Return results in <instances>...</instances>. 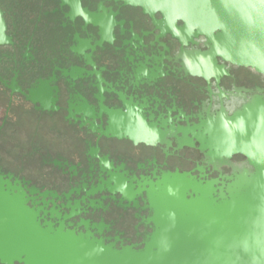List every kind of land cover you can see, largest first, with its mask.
<instances>
[{
	"label": "flooded vegetation",
	"instance_id": "1",
	"mask_svg": "<svg viewBox=\"0 0 264 264\" xmlns=\"http://www.w3.org/2000/svg\"><path fill=\"white\" fill-rule=\"evenodd\" d=\"M0 11V189H20L41 224L141 248L152 226L137 193L165 173L218 178L191 132L264 96L263 76L220 59L224 73L187 72L205 38L185 44L161 13L121 0H0Z\"/></svg>",
	"mask_w": 264,
	"mask_h": 264
},
{
	"label": "water",
	"instance_id": "2",
	"mask_svg": "<svg viewBox=\"0 0 264 264\" xmlns=\"http://www.w3.org/2000/svg\"><path fill=\"white\" fill-rule=\"evenodd\" d=\"M161 13L187 44L204 37L205 52H190L187 72L224 73V65L264 77V0H121ZM183 24L178 29L176 23ZM0 11V45L9 41ZM179 32L183 33L179 36ZM191 134L205 162L220 175L208 179L165 173L144 196L152 232L138 245L106 244L92 233L38 220L20 189H0V260L4 264H264V96L221 111ZM155 131V130H153ZM174 137L175 134H161ZM151 135L139 130L138 137ZM245 160L236 164L234 156ZM231 170L223 175L222 169ZM15 191H18L15 193Z\"/></svg>",
	"mask_w": 264,
	"mask_h": 264
}]
</instances>
